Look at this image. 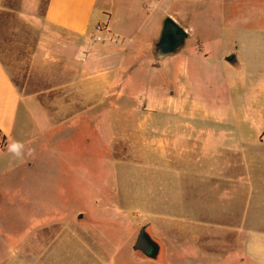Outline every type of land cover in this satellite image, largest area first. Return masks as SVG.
I'll return each mask as SVG.
<instances>
[{
  "label": "rangeland",
  "instance_id": "1",
  "mask_svg": "<svg viewBox=\"0 0 264 264\" xmlns=\"http://www.w3.org/2000/svg\"><path fill=\"white\" fill-rule=\"evenodd\" d=\"M30 1L0 0L4 64L35 95L23 100L10 139L33 154L0 156V264L43 261L28 258L32 252H68L78 264H241L236 250L227 259L182 260L170 248L159 259L132 248L145 220L171 239V176L158 170L186 173L218 166L191 158H236L235 72L220 57L233 53L236 29L252 27L246 18L257 12L264 26V0H96L92 18L103 14L86 38L104 44L108 26L125 36V52L116 54L124 64L114 73L126 89L84 96L92 104L82 114L73 66L60 81L68 62L58 52L44 76L39 45L58 36L42 22L46 0ZM166 18L183 30L185 47L158 58L153 45ZM145 233L159 248L146 226Z\"/></svg>",
  "mask_w": 264,
  "mask_h": 264
},
{
  "label": "crops",
  "instance_id": "2",
  "mask_svg": "<svg viewBox=\"0 0 264 264\" xmlns=\"http://www.w3.org/2000/svg\"><path fill=\"white\" fill-rule=\"evenodd\" d=\"M95 2L96 0H46L42 15L45 27L58 36V43L39 45L45 63L44 76H51L49 63L55 59L53 53L58 52L60 59L68 62V65L66 63L60 70V81L67 82L63 75L70 74L72 70L70 66H73L74 78L71 81L74 84L71 90L74 98L82 104L79 105L80 114L85 107L92 104L84 103V96L96 97L100 93L108 96L113 92L120 95L126 89L114 73V67H122L124 64V59L121 57L118 60L116 54L125 52L126 45L123 44L125 36L110 30L108 26L109 31L104 33L105 39H108L104 44L97 45L86 38L90 30H94V25L100 21L98 13L103 14L102 9H99L97 16L92 18ZM262 19L263 16L257 12L246 18L247 23L251 21L252 27L236 29L233 53L220 57V62L224 66L233 67L235 72V114L238 118L236 158H191L195 161L201 160L203 164L210 162L218 166L209 164L204 170L186 173L158 170L156 175L171 176L169 187L171 239L162 238L156 224L143 220L144 230L146 226V229L156 235L158 244H161L159 248L155 244L156 252L152 256L141 253L148 258L164 257L168 255L170 248L173 258L182 260L212 257L227 259L228 252L236 250L239 251L236 258L240 259L241 264L246 258L251 264H264V26H260ZM109 20L110 16L107 17L108 24ZM111 37L121 40L116 43ZM101 41L100 38L96 43ZM184 47L185 43L171 56ZM1 52L0 37V156L4 157L8 153L6 148L14 135L23 100L26 98L33 100L35 95L12 79ZM51 80L48 78L49 83ZM45 81L47 82L46 79ZM77 108L78 105L73 113H76ZM26 122L24 131L29 127L28 119ZM158 187V190H161L162 185ZM185 189L187 202L183 203L181 195ZM181 244L186 245V251H180ZM29 255L30 259L43 260L35 261L33 264H46L50 259L53 260V264H78L77 256L68 252L59 254L32 252ZM167 255L166 257H169Z\"/></svg>",
  "mask_w": 264,
  "mask_h": 264
},
{
  "label": "water",
  "instance_id": "3",
  "mask_svg": "<svg viewBox=\"0 0 264 264\" xmlns=\"http://www.w3.org/2000/svg\"><path fill=\"white\" fill-rule=\"evenodd\" d=\"M168 20V18H166ZM167 22L172 23L175 26V35H178L180 37L177 38V40L175 41V43L173 45H170V36H165L164 38H161V32H160V36L158 38V40L154 43L153 48H154V52L157 49V46L159 45V52H155V56L158 58H163L166 55H172L175 52H177V50L180 48V46L183 44V39H184V32L181 28H179L178 26H176L170 19L169 21H165V19L162 22V26H161V31H162V27L163 24ZM229 60V58H228ZM134 251L140 252L146 256H151L153 254H155L156 252V248L154 249L152 242L149 240L148 236L145 233L144 228L142 227L139 231V233L137 234L135 241L133 243V248Z\"/></svg>",
  "mask_w": 264,
  "mask_h": 264
},
{
  "label": "clouds",
  "instance_id": "4",
  "mask_svg": "<svg viewBox=\"0 0 264 264\" xmlns=\"http://www.w3.org/2000/svg\"><path fill=\"white\" fill-rule=\"evenodd\" d=\"M6 151L13 158L22 160L26 156L32 155L34 149L26 148V145L22 141L12 140L8 143Z\"/></svg>",
  "mask_w": 264,
  "mask_h": 264
},
{
  "label": "flooded vegetation",
  "instance_id": "5",
  "mask_svg": "<svg viewBox=\"0 0 264 264\" xmlns=\"http://www.w3.org/2000/svg\"><path fill=\"white\" fill-rule=\"evenodd\" d=\"M162 31H161V38H164L165 36H170L171 40H170V45H173L175 43V41L177 40L178 35H175V26L170 23V22H165L163 24V27H162ZM160 48H159V45L157 46V49L155 52H159Z\"/></svg>",
  "mask_w": 264,
  "mask_h": 264
},
{
  "label": "built area",
  "instance_id": "6",
  "mask_svg": "<svg viewBox=\"0 0 264 264\" xmlns=\"http://www.w3.org/2000/svg\"><path fill=\"white\" fill-rule=\"evenodd\" d=\"M96 30H97V31H100V30H101V26H99V25L96 26ZM99 39H100L99 37L96 38L97 41H98Z\"/></svg>",
  "mask_w": 264,
  "mask_h": 264
},
{
  "label": "trees",
  "instance_id": "7",
  "mask_svg": "<svg viewBox=\"0 0 264 264\" xmlns=\"http://www.w3.org/2000/svg\"><path fill=\"white\" fill-rule=\"evenodd\" d=\"M165 21H169V19L167 20V19H165ZM184 36H185V34H184ZM152 245H153V247H154V249L156 248V246H155V244L154 243H152ZM152 256V255H151Z\"/></svg>",
  "mask_w": 264,
  "mask_h": 264
}]
</instances>
